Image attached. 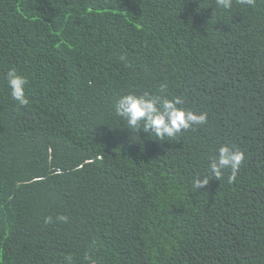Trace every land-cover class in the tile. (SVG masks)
I'll return each instance as SVG.
<instances>
[{
  "label": "trees",
  "instance_id": "16d2710c",
  "mask_svg": "<svg viewBox=\"0 0 264 264\" xmlns=\"http://www.w3.org/2000/svg\"><path fill=\"white\" fill-rule=\"evenodd\" d=\"M133 92L208 121L163 142L131 132L114 105ZM224 145L245 153L235 181L192 192ZM89 254L264 264V0H0V264Z\"/></svg>",
  "mask_w": 264,
  "mask_h": 264
},
{
  "label": "clouds",
  "instance_id": "9594fccd",
  "mask_svg": "<svg viewBox=\"0 0 264 264\" xmlns=\"http://www.w3.org/2000/svg\"><path fill=\"white\" fill-rule=\"evenodd\" d=\"M241 5H254L255 0H238ZM216 6L223 10H230L233 0H216ZM121 60L125 57L121 56ZM7 85L10 89V96L19 106L26 107L30 101L26 96L25 86L27 78L18 74L15 69H10L7 74ZM167 88L166 84L160 85V92ZM184 101L177 96L169 99L167 96L143 92L142 94L127 93L118 97L114 108L115 114L126 124L131 132L149 134L158 141H170L178 134L192 128L194 125H203L208 121L206 112L197 113L192 110L180 107ZM245 160V153L240 149H234L227 145L218 149L217 155L210 160L207 174L198 175L193 178L191 185L192 192L206 187L210 180H221L226 170H230L228 183L236 179V174ZM200 177H203L202 179ZM57 219L66 223L68 217L61 215ZM45 223H53L51 216L45 218ZM89 264H96V261L89 254L85 257ZM71 257H66L67 264H70Z\"/></svg>",
  "mask_w": 264,
  "mask_h": 264
}]
</instances>
